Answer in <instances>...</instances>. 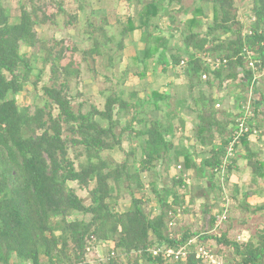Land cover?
I'll return each instance as SVG.
<instances>
[{"label": "trees", "instance_id": "obj_1", "mask_svg": "<svg viewBox=\"0 0 264 264\" xmlns=\"http://www.w3.org/2000/svg\"><path fill=\"white\" fill-rule=\"evenodd\" d=\"M78 2L85 11L86 0ZM119 2L133 12L118 16L115 26L102 12H92L84 23L83 33L91 47L82 50L81 60L76 58V48L67 56L69 49L55 52L38 40L35 28L47 21L45 11L32 6L30 12L22 7L18 22L12 23L0 5V264H89L86 256L93 242L110 245L103 264H205L197 249L213 254L209 248L213 245L220 248L221 256L213 255L223 264H264V228L241 240L232 234L234 226L224 227L232 223L229 208L216 206L218 211L213 213L212 206L202 204L200 213L194 212L202 221L200 230L193 231L182 221L192 214L191 205L197 199L192 196L186 200L191 193L190 181L207 180L208 191L218 190L222 196L224 184L232 173L240 172L241 162H248L252 172L251 188L258 179H264V162L253 161L255 155L250 153L251 138L261 139L264 128V86L257 90L261 80L264 85V0L252 1L248 26L238 16L235 0H195L193 10L184 7V0ZM206 3L212 5V21L205 25L201 18L206 16ZM40 13L46 16L43 21ZM57 13L66 16L67 28L79 21L78 15L68 14L62 4ZM180 13L191 14L192 19L182 24L178 21ZM163 17L169 19L168 28L156 22ZM135 31H141L145 44L135 58L139 79L146 78L151 69L157 71L158 66L165 71L170 65L181 66L192 89L206 76L203 81L212 89L222 92L233 87L231 94L238 91V115L219 109L222 97L202 94L191 102L179 101L181 110L195 105L198 123L192 124L193 145L190 137H184L186 123L181 117L177 118L178 125L173 121L176 116L169 112L156 120L146 118L152 109L161 110L160 105L169 100L168 95L158 92L148 100L131 94L132 100L127 102L125 93L116 94L106 98L103 110L95 106L89 111L75 110L70 83L81 77V63L91 64L94 78L99 60L104 63L106 56L105 68H117L126 40ZM168 31L169 38H181L184 58H168L170 41L164 35ZM38 45H43L39 53H44V65H50L51 85L42 86L41 104L31 112L21 108L16 97L27 83L32 82L37 90L45 71L38 70L33 76L34 63L40 58L30 60L31 56L21 54V48ZM209 58L222 64L214 68L207 64ZM250 62L255 63L254 69ZM129 115L134 121L121 126L120 117ZM238 117L246 118L250 133L236 142ZM118 126L121 129L116 131ZM177 128L186 139L179 145L174 144ZM126 134L137 144L128 152L121 148ZM117 149L124 151L121 162L109 155ZM243 150L248 152L246 156L241 155ZM159 164L169 182L154 184V199L148 198L143 175L158 170ZM72 185L84 189L90 203ZM234 191L238 194L239 188ZM263 192L260 186L257 192H244L243 208L249 215L264 212V204L254 209L247 203L250 196ZM122 195L131 200L121 211L117 205ZM153 200L157 206L151 209ZM221 216L226 219L220 223ZM183 247L188 250L185 259L153 255L158 249Z\"/></svg>", "mask_w": 264, "mask_h": 264}, {"label": "rangeland", "instance_id": "obj_2", "mask_svg": "<svg viewBox=\"0 0 264 264\" xmlns=\"http://www.w3.org/2000/svg\"><path fill=\"white\" fill-rule=\"evenodd\" d=\"M29 1L30 0H0V5L4 8L6 14H8L10 21L12 23L18 22V18L21 15V11L23 10L22 7H24V9L30 12L33 10L32 6H35L36 8H39L42 11H45L48 15L47 16L48 19H46L45 18L46 16L44 17L42 13H40V21H43L44 19H46L47 21L35 28L38 40L41 43H45L48 49H54L55 52H60L62 49L64 51L69 49L70 51H66L67 56L72 53V50L74 48H76L77 51L75 52V55L78 60L83 59L82 50H86L91 47V42L87 40V37L83 33V25L90 18V14L93 11V8L95 10H99L103 8H106L109 10L110 8H113L116 5L115 3L116 0H86L87 3L84 4L85 11H81L80 10L81 4L78 2L79 0H36L34 2H31V1L29 2ZM252 1L253 0H235L237 9H238V16L244 22L243 23L244 26L250 25L249 24V15H250L249 11H250V8L252 7ZM59 4L63 5V8L66 10L68 14H74L76 16L78 15L79 21L77 24L74 25V27L67 28V26L65 25L67 22L66 16L64 14L57 13ZM183 4H184V7L194 8L195 0H184ZM124 6L126 5L124 3L121 4L120 2L119 5L117 6V9L119 8V10H122V7ZM206 6L208 8L207 12L212 14V5L206 3ZM129 13H131V11H129ZM52 14L54 15L57 14V15L54 17L52 16ZM126 16L127 15L124 13L121 15V17H126ZM42 48H43V45H38L36 48H31V49L27 47L21 48V54H28L29 56H31L30 60L33 59L34 57L40 58V60L38 61L39 63H34L35 69L32 72L33 76L39 73L38 70L45 71L41 75L42 76L41 83L38 85L37 90L34 86H32V82H30L25 85L24 91L16 97L19 106L21 108H29L31 112H34L36 105L41 104V100L43 99L42 97L43 93L41 92L42 86L45 84L51 85L50 84V78H51L50 65L49 64L44 65L42 61V58H44V53H39ZM107 57L108 56H106V59ZM85 64L88 65V71L86 69L83 70V65ZM90 67H91L90 63H81V72H82L81 77L79 79L72 80L70 83V94L73 98V106L75 110H77L78 108H82V110L84 111H89L94 106L99 107L101 110H103L105 107L106 99L104 103L102 101H99L98 99V94H99L98 88L102 89L103 87H106L110 78L107 75L104 80L99 82L100 75L103 76V74L106 71L105 68H103L104 63L102 60H99L97 64V71H98L97 78L93 77L94 75ZM115 69H118V68H115ZM91 82L94 83V85H91ZM134 82L138 83V79L135 78ZM169 91H170L169 100L167 101L166 105L168 104L170 105V107L167 108V110L169 111L174 110L177 112V106H178L177 105L178 104L177 92L173 90V88L172 89L170 88ZM130 96L131 94L125 93L124 100L125 101L130 100L131 99ZM93 98H95L96 100H94ZM191 98L195 100L194 97H191ZM191 98H189L186 101L191 102ZM185 109L186 108H182V111H184ZM116 113H117V106H116L115 115ZM150 113L147 114L146 118L149 120H154L152 117H150ZM57 114L58 112L55 110L54 115L56 116ZM156 115L157 116L154 117L155 119L158 117L159 114H156ZM195 115L191 113L190 115L191 118H188V119L186 118L187 120L184 122L188 124L191 119L193 120ZM129 117H131V115H129L126 118L120 117L121 126H124L126 124L127 118ZM118 118L119 117L117 116L114 117V119H118ZM173 121H174V124L178 125L177 116ZM196 123H198V121H196ZM121 126H118L116 131L120 130ZM186 128L187 130L185 131V134L189 135L191 126L189 127L190 130H188L189 128L187 126ZM180 130H181L180 128H177L178 139L176 138V140L174 141V144H177V140H179V138L182 137ZM177 134H176V137H177ZM135 144L136 143H134V145ZM129 146L136 147L137 145L132 146L131 144L130 145L121 144L122 150L126 152L130 151ZM125 147L126 149H124ZM128 147H129V150H128ZM124 151L121 152L119 151V149H117V151L111 152L109 153V155L113 159L117 160L118 162H121L124 159V155H123ZM157 168L158 170L156 169V171L154 172H149L143 175V181H144V184L146 185V189L144 193L146 196H148V198H152V199H154L153 198L154 195L151 192L152 186L154 184L158 186H162L163 182H165L164 185H166L169 182V180L167 179V173L164 167L162 166L160 167V164H159ZM239 178L240 180L231 178V180L226 184V186L224 184L223 190H222V193H223L222 196L220 194V191L218 190L208 191V189L210 188V185L208 181L204 179L199 180V181L194 179L193 181H190V184L192 186L191 188L188 189V192L191 191V193L190 195L189 193H187L188 196L186 197V200L187 202H189L191 199L190 197L192 196H195L197 199H196V202L191 205L192 206L191 210H193L192 214L186 216L185 218H183L184 216L183 217L181 216L183 218L182 221H184L185 224L191 225L193 231L200 230L202 221L196 218V216L194 215V212L197 211L200 213L202 204L206 203L212 206L213 213L214 211H218L216 206L217 207L225 206L229 208L230 213L228 214H230L231 216L232 223L228 222L226 223L224 227L228 228L229 226H234L235 227L234 229L236 231L234 230L235 232L232 233L233 235L237 234V236L239 235L241 237V240L242 239L248 240L251 235L258 234L260 230L264 228V212L261 211L256 215L252 213L249 215V212L247 213L245 208H243V201H242L243 194L247 190L249 191L251 187L250 185H248V183H244L240 176ZM246 182H250V181H246ZM235 187L239 188L238 194H235L236 193L234 191ZM74 188L77 190L78 195L81 198H83L87 204L90 203L88 194L84 189L81 190L77 186H75ZM252 188L253 190H255L254 187ZM262 188L264 189V182H263ZM206 190H207V193H206L207 195H205ZM137 196H139V194H137ZM130 200L131 199L129 198L128 195H122L120 203H118L117 205V210L120 209L122 211V209H124L125 206H127V204L130 203ZM247 203L251 208L255 209L256 207L263 205L264 201H258V200H253L252 198L251 199L249 198L247 200ZM150 206H151V209L155 208L157 206L156 201L153 200ZM85 218L89 220V217H85ZM70 219L72 220V218ZM180 223L181 225H183V222H180ZM109 246L110 245L107 243L105 244V243H98V242L94 243L93 242L90 246L89 251L87 252L86 260L89 262V264H103L109 253V249H110ZM209 248L211 251H213V254L217 253V255L218 254L220 255V248H218L216 245L210 246ZM226 254L229 255L228 252ZM13 262H16V258H13Z\"/></svg>", "mask_w": 264, "mask_h": 264}, {"label": "crops", "instance_id": "obj_3", "mask_svg": "<svg viewBox=\"0 0 264 264\" xmlns=\"http://www.w3.org/2000/svg\"><path fill=\"white\" fill-rule=\"evenodd\" d=\"M116 5L113 8H110L109 10L106 8L103 9H99V10H95L93 8L92 12H97L98 15L100 12H102L104 15L107 16V18L109 19V22L115 26V22H116V18L119 16L121 17V15L127 14L129 13V11H131V13L133 12V10L129 9L127 11V7L124 6L122 7V10H119V8L117 9V6L119 5V0H116ZM123 4V3H121ZM205 10H206V16L202 17L201 19L204 20V24H208L212 21V14L207 12V6H204ZM175 8L177 9V5H175ZM187 9H189L188 7H185ZM193 10V8H190V10ZM91 12V14H92ZM96 13V14H97ZM90 14V16H91ZM98 15L96 17H98ZM192 19L191 14L190 15H186L183 13H180L178 15V21L182 24L186 23V21H188L189 19ZM156 22H159V24H161L162 26L168 28V24H169V19L168 17H163L160 19H157ZM204 31V30H203ZM164 35L166 37H168L169 41H170V50L171 52L167 55L168 58L170 59V55H177V56H183L184 58V53H183V44L181 42V38H169V31L165 32ZM142 33L141 31H135L133 34L130 35V38H128L126 40V44H125V49L123 51V56H122V62L120 63V65H118V69L115 70H108L107 68H105V65L108 64L107 59H104V67L105 68V73L102 75H100V80L99 82H101L102 80H104L106 78V76L108 75V77L110 78V80L108 81V84L106 87L98 88L99 90V94H98V99L99 101H102L104 103L105 99L109 96L112 95H116V94H122V93H128V94H136L139 98L142 99H149V97L151 96V94H153L154 92H158L161 95H168L170 94L169 89L173 88V90H175L177 92V102L179 101H186L191 97H194L195 99H198L202 94L205 96H210L211 94H213L214 98H221L223 99V101L221 102V106H219L220 108H223L224 110H227L228 113H231L232 115L236 116V114L238 115L239 112V108L237 106V102H236V95L238 94V91L231 94L230 91L233 89V87H231V89L228 91H219L217 90V88H210L207 84H205V81L202 80V83L200 82L199 86H195L193 89L191 88V86L189 85L190 82L189 80L182 74V67L181 66H177V67H173L172 65H170L167 70H163L162 66H158V70L157 71H152V69L150 70V72L148 73L147 77L144 79H139L137 77V74L139 73V66L138 64L135 62V58L137 57V52L138 51H142L145 49V44L142 42ZM176 37H177V32H176ZM87 40L90 42V40L87 38ZM89 47V46H88ZM87 70L88 71V65L85 64L83 65V70ZM135 78L138 79V83L134 82ZM261 79H259L260 81ZM258 81V82H259ZM257 82V83H258ZM195 84H197L195 82ZM91 85H94V83L91 82ZM258 89L260 90L261 88H263V81L261 80L260 83L257 84ZM95 87V86H94ZM144 90V92H143ZM255 89V94L258 97V91ZM94 100H96L95 98H93ZM132 99L128 100L131 101ZM127 102V101H125ZM168 105V104H167ZM161 110L158 111H162L163 115L158 112L155 108L152 109L153 111H151L150 113V117H152L154 120L159 119L161 117L164 116L165 112H168L169 110H167V106L166 104H161ZM170 107V105H168ZM195 105H193L191 108H186L184 111H182L178 106H177V112L174 110H170L169 113L174 114L175 116H177V118L181 117L182 119H184V121H186L188 118H191L190 115L191 113H193L195 116L193 118V120L191 119L190 122L188 124H186V126L189 128L191 126V130L190 128L188 130H190V134L186 135L184 134V137H190L192 140V144H195V140L193 138L194 136V131L192 128V124H195L196 121H198L197 118V113L195 111L194 108ZM156 114H159L158 117L155 119L154 117L157 116ZM187 118V119H186ZM127 121H134V118H127ZM144 126V125H143ZM187 130V128H186ZM261 133L263 135V137L261 139H259L256 136H253L251 138L250 141V153H253L255 155L253 161H261L264 162V128H261ZM181 133V130H180ZM178 136V134H177ZM132 137V136H131ZM129 139V135L126 134L123 136V142L122 144L125 145H132L135 146L137 144L134 145L135 142H133V138ZM127 140V141H126ZM129 141V142H128ZM180 141L186 142V139H183L182 137L179 138V140H177V145H179ZM124 147V146H123ZM130 147V146H129ZM128 147V150H129ZM126 149V147L124 148ZM131 149V147H130ZM197 151H201L200 147L197 145ZM248 154V152L246 150H243L241 152L242 156H246ZM242 171V172H241ZM239 176L242 178V181L244 183H248V185L251 184V182H246V181H250L251 180V176H252V172L248 169V162H241L240 163V172L233 173L232 174V178L233 179H237L240 180ZM207 181V180H206ZM203 182V181H202ZM264 179H258L257 185L255 184L253 187L255 188V190H253V188H250L249 190L251 191H258V186H260V189L262 188ZM251 186V185H250ZM248 191V190H247ZM207 191H205V195ZM250 199L252 198L253 200H258V201H264V192L262 195H252L249 197ZM217 211H214V213H216Z\"/></svg>", "mask_w": 264, "mask_h": 264}, {"label": "built area", "instance_id": "obj_4", "mask_svg": "<svg viewBox=\"0 0 264 264\" xmlns=\"http://www.w3.org/2000/svg\"><path fill=\"white\" fill-rule=\"evenodd\" d=\"M223 63H225V62H223ZM207 64L213 66L214 68H217L222 64V62L219 60L214 61L211 58H209V59H207ZM249 67L254 69L255 63L250 62ZM263 74L258 75V78L261 77ZM206 79H207V77L203 76V80H206ZM257 79H256V81H257ZM249 116H251L250 113H249ZM237 124H238V127L235 130V134H234L235 135L234 141H236V142H238V138L240 136H242L243 134L250 133V128L248 127V124L246 122V118L238 117L237 118ZM252 133L256 134L255 129H253ZM231 152H232V148H229V153H231ZM225 219H226V216H221L220 218H218V222L221 223ZM193 243H194V241L190 242V244H193ZM197 250H198V257L201 258V260L205 264H223L222 261L218 260L213 254H211L209 251H207V249L198 248ZM187 251H188L187 247L180 248L179 250H173V249L160 250V249H158V250L153 251V255L158 256V255L162 254L165 258H172L173 257L174 260H180V259H185L187 257V253H188Z\"/></svg>", "mask_w": 264, "mask_h": 264}]
</instances>
